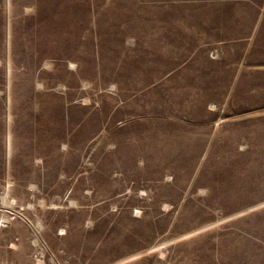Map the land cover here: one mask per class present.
Returning <instances> with one entry per match:
<instances>
[{"label":"rangeland","instance_id":"1","mask_svg":"<svg viewBox=\"0 0 264 264\" xmlns=\"http://www.w3.org/2000/svg\"><path fill=\"white\" fill-rule=\"evenodd\" d=\"M262 127L264 0H0V264H264Z\"/></svg>","mask_w":264,"mask_h":264},{"label":"bare ground","instance_id":"2","mask_svg":"<svg viewBox=\"0 0 264 264\" xmlns=\"http://www.w3.org/2000/svg\"><path fill=\"white\" fill-rule=\"evenodd\" d=\"M10 25V24H9ZM9 31V30H8ZM9 33V32H8ZM262 128H264V127H262ZM260 129V128H259ZM258 129V130H259ZM261 130L262 129H260V132H261ZM238 133V132H237ZM255 133V132H254ZM58 134V133H57ZM256 134H257V132H256ZM260 134V133H259ZM252 135H254L253 133H252ZM256 136H258V134L256 135ZM260 136V135H259ZM259 136H258V139H259ZM234 137V136H233ZM261 137V136H260ZM262 137H263V135H262ZM255 138V137H254ZM254 140V139H253ZM257 140V139H256ZM260 141V140H259ZM256 142V141H255ZM263 142V141H262ZM234 144V143H233ZM258 144V143H257ZM263 145V144H262ZM261 146V145H260ZM264 148V147H263ZM192 164V163H191ZM189 168V167H188ZM192 169V168H191Z\"/></svg>","mask_w":264,"mask_h":264}]
</instances>
